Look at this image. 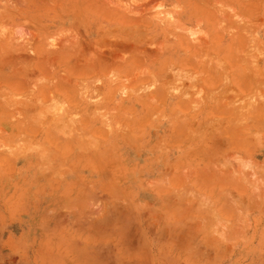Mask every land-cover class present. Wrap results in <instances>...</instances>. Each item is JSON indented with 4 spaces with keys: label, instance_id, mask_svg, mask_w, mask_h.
<instances>
[{
    "label": "rangeland",
    "instance_id": "rangeland-1",
    "mask_svg": "<svg viewBox=\"0 0 264 264\" xmlns=\"http://www.w3.org/2000/svg\"><path fill=\"white\" fill-rule=\"evenodd\" d=\"M62 244L264 264V0H0V264Z\"/></svg>",
    "mask_w": 264,
    "mask_h": 264
},
{
    "label": "crops",
    "instance_id": "crops-1",
    "mask_svg": "<svg viewBox=\"0 0 264 264\" xmlns=\"http://www.w3.org/2000/svg\"><path fill=\"white\" fill-rule=\"evenodd\" d=\"M62 247H57L54 254L50 255V260L54 261L55 264H92L89 259L81 257L79 251L69 252L65 251L64 248H67V244H62ZM66 246V247H65ZM153 264H167L165 260L161 259L159 252L156 254L153 249ZM97 263L93 264H112L111 261L107 258H97Z\"/></svg>",
    "mask_w": 264,
    "mask_h": 264
},
{
    "label": "bare ground",
    "instance_id": "bare-ground-1",
    "mask_svg": "<svg viewBox=\"0 0 264 264\" xmlns=\"http://www.w3.org/2000/svg\"><path fill=\"white\" fill-rule=\"evenodd\" d=\"M159 45H160V44H159ZM68 49H69V48H68ZM233 49H234V48H233ZM71 50H72V49H71ZM47 54H48V53H47ZM90 54H91V53H90ZM92 55H93V53H92ZM52 56H53V55H52ZM94 56H95V54H94ZM116 56H117V55H116ZM91 57H92V56H91ZM193 57H194V56H193ZM88 58H89V57H88ZM88 58H87V59H88ZM81 59H83V58H81ZM85 59H86V58H85ZM90 60H92V59H90ZM90 60H89V61H90ZM79 61H80V60H79ZM85 61H86V60H85ZM52 62H53V61H52ZM31 63H32V62H31ZM110 63H111V62H110ZM121 63H122V62H121ZM47 64H48V63H47ZM207 64H208V63H207ZM85 65H86V63H85ZM215 67H216V66H215ZM84 68H85V67H84ZM86 69H88V68H86ZM89 70H90V69H89ZM65 73H66V72H65ZM61 74H62V73H61ZM2 75H3V74H2ZM59 76H60V75H59ZM60 77H61V76H60ZM10 78H11V77H10ZM61 78H62V77H61ZM150 78H151V77H150ZM43 79H44V78H43ZM75 79H76V78H75ZM75 79H74V80H75ZM28 80H29V79H28ZM61 80L64 81V80H65L64 77H63V79H61ZM77 80H78V79H77ZM32 81H33V80H32ZM53 81L55 82V80H53ZM63 81H62V82H63ZM116 82H117V81H116ZM69 83H70V82H69ZM74 83H75V82H74ZM33 84H34V83H33ZM52 84H53V83H52ZM71 84H72V83H71ZM49 85H50V84H49ZM63 85H64V84H63ZM34 87H35V86H34ZM73 88H74V87H73ZM119 90L121 91L122 89L120 88ZM76 91H77V90H76ZM68 92H69V91H68ZM131 93L135 94V93L132 92V91H131ZM131 93H130V94H131ZM75 94H76V93H75ZM22 95H23V94H22ZM70 95H71V94H70ZM145 96H146V95H145ZM76 99H77V98H76ZM148 99H149V97H148ZM149 101H150V100H149ZM151 101H152V99H151ZM44 103H45V102H44ZM44 103H41V104L43 105ZM38 104H39V103H38ZM72 108H73V107H72ZM113 108H114V106H113ZM101 110H102V109H101ZM110 112H111V109H110ZM113 112H114V111H113ZM113 112H112V113H113ZM123 113L125 114V112H123ZM120 114L124 116V114H122V113H120ZM74 115H75V114H74ZM94 115H95V114H94ZM150 115H151V114H150ZM38 116H39V115H38ZM66 117L69 118L68 116H66ZM128 117H129V116H128ZM151 117H152V116H151ZM70 118H71V117H70ZM116 124H117V123H116ZM105 129H106V127H105ZM107 129H108V128H107ZM107 131H108V130H107ZM109 131H110V130H109ZM106 133H107V132H106ZM114 149H115V148H114Z\"/></svg>",
    "mask_w": 264,
    "mask_h": 264
}]
</instances>
